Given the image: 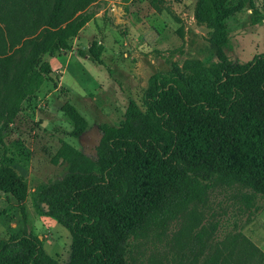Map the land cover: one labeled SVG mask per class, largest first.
<instances>
[{"label": "trees", "instance_id": "obj_1", "mask_svg": "<svg viewBox=\"0 0 264 264\" xmlns=\"http://www.w3.org/2000/svg\"><path fill=\"white\" fill-rule=\"evenodd\" d=\"M96 1L0 0V192L23 221L0 237V264H132V239L165 230L214 180L264 194V52L239 63L225 50L230 16L250 9L259 24L264 12L256 0H198L196 18L214 29L217 59L186 62L187 76L179 68L151 75L142 104L131 99L118 124L101 126L96 159L62 140L52 161L68 170L38 187L37 202L70 231V259L61 263L47 252L27 225L29 185L12 165L5 134L24 100L52 77L43 55L72 49ZM89 50L103 63L97 41ZM61 111L70 135L81 137L85 115L69 101ZM240 235L196 236L201 250L209 245L202 264H264V251Z\"/></svg>", "mask_w": 264, "mask_h": 264}, {"label": "rangeland", "instance_id": "obj_2", "mask_svg": "<svg viewBox=\"0 0 264 264\" xmlns=\"http://www.w3.org/2000/svg\"><path fill=\"white\" fill-rule=\"evenodd\" d=\"M197 1L97 0L90 7L94 18L74 39L72 49L43 55L53 68L52 77L24 100L5 141L12 165L29 185L27 225L61 263L70 259V231L37 202L38 187L62 178L68 170V163L54 164L52 158L65 140L96 159L101 126L118 124L131 99L142 104L151 75L179 68L187 76L186 62L209 64L217 59L214 29L198 22ZM256 2L264 12V0ZM250 13L244 9L227 19L231 41L225 50L235 62H248L264 52V21L252 24ZM93 41L102 47L103 63L95 61L89 50ZM67 101L89 122L79 138L70 135L73 125L61 111ZM22 226L20 207L0 192V237L11 236ZM202 232L214 236L211 241L243 234L256 243L264 235V194L214 180L203 199L190 204L165 230L133 238L128 260L202 264L209 253L208 243L200 249L196 236Z\"/></svg>", "mask_w": 264, "mask_h": 264}, {"label": "crops", "instance_id": "obj_3", "mask_svg": "<svg viewBox=\"0 0 264 264\" xmlns=\"http://www.w3.org/2000/svg\"><path fill=\"white\" fill-rule=\"evenodd\" d=\"M256 244L264 251V235L257 237Z\"/></svg>", "mask_w": 264, "mask_h": 264}]
</instances>
